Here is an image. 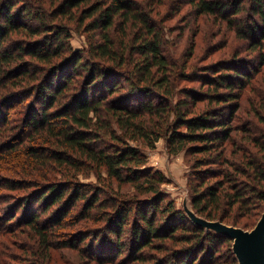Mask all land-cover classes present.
<instances>
[{
  "label": "trees",
  "instance_id": "obj_1",
  "mask_svg": "<svg viewBox=\"0 0 264 264\" xmlns=\"http://www.w3.org/2000/svg\"><path fill=\"white\" fill-rule=\"evenodd\" d=\"M166 1L0 0V188L16 192L0 197L24 212L5 209L3 232H30L28 264H58L54 252L70 264L58 249L84 253L93 236L86 257L97 264L124 254L125 264H239L232 239L192 224L165 196L167 179L146 167L143 148L165 139L171 156H192L195 213L255 226L264 211V0ZM183 6L224 22L249 56L179 65L164 29ZM73 34L86 38L80 50ZM91 174L97 183L81 182ZM35 194L40 210L26 216Z\"/></svg>",
  "mask_w": 264,
  "mask_h": 264
},
{
  "label": "rangeland",
  "instance_id": "obj_2",
  "mask_svg": "<svg viewBox=\"0 0 264 264\" xmlns=\"http://www.w3.org/2000/svg\"><path fill=\"white\" fill-rule=\"evenodd\" d=\"M168 3V0L166 1ZM183 4V3H182ZM172 7V6H171ZM171 7H163L161 8V13H167L171 11ZM173 9V8H172ZM168 10V11H166ZM191 7L190 6H183L181 12H179L176 16L169 19L168 22L165 24V38H167L168 45L166 46V50L168 52L171 51V54L175 56V60L179 65L184 66L186 63L188 68H195L204 67L209 63H213L216 60L220 59H227L229 56L241 52L242 57L249 56L245 49L246 45H248L247 41L241 40L237 38L236 33L233 30L226 27L224 22L217 20L216 18L209 17V16H198L195 18L191 14ZM249 40V39H248ZM72 47L75 50H80L81 47L84 46L86 43V38L84 35L78 36L77 34H73L71 39ZM170 50V51H169ZM190 51V54L188 53ZM255 57V55H252ZM186 61V62H185ZM187 68V70H189ZM182 82V81H180ZM193 85L189 82L185 81L182 82V85ZM195 86L199 87L198 84ZM244 105V104H243ZM13 123L16 122V119L12 120ZM144 154L147 156V164L146 167H149L151 170L155 172H162L167 179L162 185V191L170 200H173L175 208L180 210L184 213L185 217L192 223L198 225L197 221H200V225L204 223V221H211L207 220L205 217L201 216L200 214L195 213L194 209L192 208V189L190 185H193L194 180V168L192 167L193 158L189 154L184 152H180L177 155H170L167 153L166 149V142L165 139H160L154 148H143ZM3 175L6 174L4 172H0ZM82 183H97V179L94 174L89 175L88 177L82 178L80 177ZM115 184V183H114ZM116 188H117V184ZM133 188L131 185L124 186L123 189L120 190L122 194H126L124 197H129V195L133 194ZM1 194H10L11 196L14 195L16 192L10 191H2L0 188ZM37 194L31 196V200H33L31 205H28L26 216L31 214L32 211H39L40 204L38 200ZM36 196V197H35ZM166 197L160 203L161 205H166ZM13 199H7L0 197V264H28L32 263V255L27 256L28 260H22L26 257L24 249H27V252H31L32 248L28 246L30 242V232H23L22 229H26L21 226H17L13 233H4L5 226L9 223L6 217V210L10 207L11 209L8 212L17 211L18 217L22 219V208L18 209V205L16 204ZM15 204V205H14ZM6 209V210H5ZM24 209V208H23ZM135 209L132 212L133 216L136 217ZM7 212V213H8ZM157 218L160 221L161 213L157 212ZM263 213V212H262ZM49 217L48 215H46ZM25 217V216H24ZM261 217V216H260ZM259 217V218H260ZM45 219L44 217L41 219ZM259 220V219H258ZM257 220V221H258ZM15 219L13 220V222ZM23 221V220H22ZM163 221V220H161ZM256 221V223H257ZM211 222H220L224 225H227L220 220H212ZM159 223V222H158ZM255 223V225H256ZM23 224V223H21ZM159 225V224H158ZM233 227L232 225H227ZM162 227V225H160ZM205 227V226H204ZM238 227V226H234ZM255 227V226H254ZM253 227V228H254ZM127 232H124L123 239L125 242L129 239V233L131 232V225L127 227ZM206 228V227H205ZM241 228V227H238ZM19 229V230H18ZM207 230L213 231L209 228ZM244 230L243 228H241ZM248 230H251L248 228ZM245 230V231H248ZM26 231V230H25ZM73 234V233H72ZM64 236V235H62ZM71 237V236H70ZM64 238V237H63ZM94 238V236H93ZM92 237H89L87 241L83 243V249H86L84 253L78 254V252L74 249H58L57 254H60L66 260H70V264H97L95 261H91L90 255L86 257L88 254H91L92 247L90 244L92 242ZM115 238V237H113ZM62 239V237H61ZM71 239V238H70ZM102 239L98 238L96 244L104 245L101 243ZM159 241H156V244H159ZM173 247L181 246L182 243H175L172 244ZM127 249L124 250V252ZM131 250L130 246L128 251ZM31 254V253H30ZM33 254V253H32ZM125 255V254H124ZM122 256L121 258L118 257L117 259H122L121 261L118 260L110 262V260H106L105 262H101V264H125L127 256ZM107 256V255H105ZM11 257H16L21 262H17L11 260ZM54 257H57L58 264H64V261H61L59 257L54 252ZM83 257V258H82ZM183 258L182 256L180 257ZM129 260V259H128ZM127 260V261H128ZM24 261V262H23ZM39 264V263H38ZM50 264H55L54 262ZM195 264H198L196 262Z\"/></svg>",
  "mask_w": 264,
  "mask_h": 264
},
{
  "label": "water",
  "instance_id": "obj_3",
  "mask_svg": "<svg viewBox=\"0 0 264 264\" xmlns=\"http://www.w3.org/2000/svg\"><path fill=\"white\" fill-rule=\"evenodd\" d=\"M199 226L209 228L233 240L232 250L239 264H264V211L254 228L245 231L218 222L204 221Z\"/></svg>",
  "mask_w": 264,
  "mask_h": 264
}]
</instances>
